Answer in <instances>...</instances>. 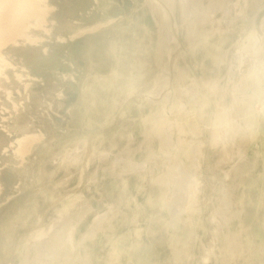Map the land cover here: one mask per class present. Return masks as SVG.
<instances>
[{
	"label": "rangeland",
	"instance_id": "374dc122",
	"mask_svg": "<svg viewBox=\"0 0 264 264\" xmlns=\"http://www.w3.org/2000/svg\"><path fill=\"white\" fill-rule=\"evenodd\" d=\"M44 2L0 45V264H264V0Z\"/></svg>",
	"mask_w": 264,
	"mask_h": 264
},
{
	"label": "bare ground",
	"instance_id": "6f19581e",
	"mask_svg": "<svg viewBox=\"0 0 264 264\" xmlns=\"http://www.w3.org/2000/svg\"><path fill=\"white\" fill-rule=\"evenodd\" d=\"M44 0H0V45L1 47L7 42L18 43L20 38L34 41L35 38L31 36L34 32L36 26L40 25L42 18L45 14L44 9L42 8V3ZM45 3V2H44ZM157 5L161 8L162 12L168 17V12L164 10L161 3L158 1ZM187 6V5H185ZM184 6V8H185ZM185 10V9H184ZM42 25V24H41ZM34 38V39H33ZM3 44V45H2ZM243 53L239 50L235 57L238 61L242 59ZM2 58V57H1ZM0 58V59H1ZM133 77V76H129ZM128 77V78H129ZM131 79V78H130ZM128 79V80H130ZM127 80V81H128ZM133 80V79H132ZM126 81V82H127ZM129 83V81L127 82ZM135 84V82L133 83ZM129 85V84H127ZM151 99L152 97L149 96ZM162 111L160 113V123L154 126V130L161 136L169 138L171 136V127L172 122L167 119L168 114V104L162 106ZM163 141H166L162 139ZM27 142V141H26ZM171 149L168 153H165L164 156L167 157L170 166L168 171L163 175L159 176V179L162 180L166 185L167 189L173 191L174 197L170 199L169 205L171 208L175 209L179 204L184 202L186 196V189L190 186L191 183H194L191 173H187V176H183L181 173V163L178 158V145L174 140L171 143ZM67 155V158H70L68 161H74L77 155L75 151ZM131 163V162H130ZM145 163L135 164L136 168L144 166ZM134 167V164H133ZM184 170V169H183ZM193 173V172H192ZM69 239V238H68ZM60 242V239L58 238Z\"/></svg>",
	"mask_w": 264,
	"mask_h": 264
},
{
	"label": "clouds",
	"instance_id": "9594fccd",
	"mask_svg": "<svg viewBox=\"0 0 264 264\" xmlns=\"http://www.w3.org/2000/svg\"><path fill=\"white\" fill-rule=\"evenodd\" d=\"M251 55H258V51L253 47L251 50ZM254 79L252 81L253 85L259 86L261 82H264V66H262L259 70L254 71Z\"/></svg>",
	"mask_w": 264,
	"mask_h": 264
}]
</instances>
